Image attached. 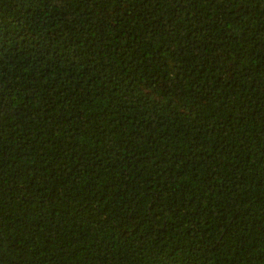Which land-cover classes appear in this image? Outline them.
<instances>
[{"label": "trees", "instance_id": "obj_1", "mask_svg": "<svg viewBox=\"0 0 264 264\" xmlns=\"http://www.w3.org/2000/svg\"><path fill=\"white\" fill-rule=\"evenodd\" d=\"M0 264H264V0H0Z\"/></svg>", "mask_w": 264, "mask_h": 264}]
</instances>
